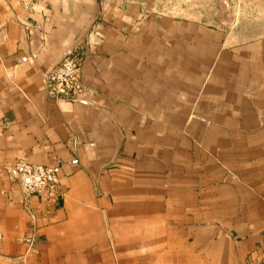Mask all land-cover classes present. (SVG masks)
Masks as SVG:
<instances>
[{
    "label": "crops",
    "instance_id": "0c3cea01",
    "mask_svg": "<svg viewBox=\"0 0 264 264\" xmlns=\"http://www.w3.org/2000/svg\"><path fill=\"white\" fill-rule=\"evenodd\" d=\"M184 1L0 0V264L264 251V0ZM71 46L90 104L46 92ZM20 159L58 167L54 202L26 195Z\"/></svg>",
    "mask_w": 264,
    "mask_h": 264
},
{
    "label": "built area",
    "instance_id": "2783aa9c",
    "mask_svg": "<svg viewBox=\"0 0 264 264\" xmlns=\"http://www.w3.org/2000/svg\"><path fill=\"white\" fill-rule=\"evenodd\" d=\"M86 52L80 47L68 51L61 61L45 74L46 92L49 98L73 103L90 102L91 90L82 78V65ZM14 172L25 178L26 195H34L45 202H54L62 194L59 169L53 165L32 164L20 159ZM13 264H20L16 260Z\"/></svg>",
    "mask_w": 264,
    "mask_h": 264
},
{
    "label": "rangeland",
    "instance_id": "374dc122",
    "mask_svg": "<svg viewBox=\"0 0 264 264\" xmlns=\"http://www.w3.org/2000/svg\"><path fill=\"white\" fill-rule=\"evenodd\" d=\"M219 1V0H216ZM213 2V0H212ZM184 8H188L190 12L192 11H200L201 13H206L208 9L211 8L209 5L208 0H185L184 1ZM224 7L222 4H219L217 6V10H219V13L223 16H229V10H223ZM238 10V8H236ZM246 264H264V251L260 252L258 255H256L254 258L249 260Z\"/></svg>",
    "mask_w": 264,
    "mask_h": 264
},
{
    "label": "water",
    "instance_id": "95a60500",
    "mask_svg": "<svg viewBox=\"0 0 264 264\" xmlns=\"http://www.w3.org/2000/svg\"><path fill=\"white\" fill-rule=\"evenodd\" d=\"M72 48H73V46L68 47V48L65 50V52H64V54H63V56H62V58H63V57L65 56V54H66L68 51H70ZM62 58H61V59H62ZM60 61H61V60H60ZM60 61H59V62H60ZM59 62H57V64H58ZM57 64H55L53 67H55ZM53 67H52V68H53ZM52 68H50L49 70H51ZM49 70H48V71H49ZM77 103L90 104L89 102H77Z\"/></svg>",
    "mask_w": 264,
    "mask_h": 264
}]
</instances>
